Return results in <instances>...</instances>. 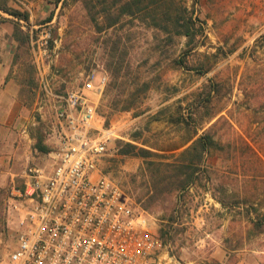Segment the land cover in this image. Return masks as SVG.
I'll list each match as a JSON object with an SVG mask.
<instances>
[{"label":"rangeland","instance_id":"1","mask_svg":"<svg viewBox=\"0 0 264 264\" xmlns=\"http://www.w3.org/2000/svg\"><path fill=\"white\" fill-rule=\"evenodd\" d=\"M37 1L0 0V6L20 14L16 17L0 8V57L5 51L11 52L17 81L23 85L25 106L31 111L27 136L20 137L17 131L18 141L29 157L21 158L15 166L18 176L11 187H21L23 171L37 161L47 160V154L55 149L57 138L51 129L58 125L56 110L61 97L57 102V96L50 99L47 95L65 96L67 91L81 87L87 77H95L98 84L105 76L102 93L89 94L97 114L106 126L116 129L117 136L102 153L99 174L122 185L142 206L148 205L153 228L159 234L161 227L167 229L162 238L172 258L165 264H264V232L249 233L246 218V209L254 217L264 214V169L259 168V177L248 183V188L255 187L256 195L250 198L254 206L245 208L240 204L244 208L233 209L232 205L242 183L244 187L245 176L254 171L256 163L250 156L235 160L230 155L221 160L215 153L210 190L203 188V180L201 187L194 185L170 195L155 191L149 160L121 153L127 143L153 151L151 146L164 143L170 137L167 134L171 126L163 115L158 116V111L175 107L180 99L185 104L191 93L211 79L224 85L229 104L243 97L238 86L249 81L251 72L264 67V59L256 64L239 57L245 49L250 53L264 33V0H160L163 6L158 17L166 9L175 20L178 6L182 9L180 15L194 19L195 36L190 44L184 35L174 34L169 40L165 32L139 21L128 22L127 16L121 21L123 28L116 25L99 32L85 6L89 0ZM97 19L98 26L107 25L103 14ZM173 19H169L171 26ZM44 31H50L51 36L39 67L33 62L32 51L38 52ZM27 34L29 41L23 45ZM115 41H119L118 46ZM257 50V55L264 58V47ZM44 63L50 66L42 79ZM207 68L210 70L205 72ZM263 75L262 80L256 75L259 83L264 82ZM44 98L46 101L41 103ZM243 118L240 126L220 131L223 139L234 131L243 133L248 129V119ZM258 148L264 158V144ZM213 193L217 197L225 193L230 206L223 207ZM8 203L5 213L0 210V264H9L8 256L17 237V222L9 217Z\"/></svg>","mask_w":264,"mask_h":264},{"label":"built area","instance_id":"2","mask_svg":"<svg viewBox=\"0 0 264 264\" xmlns=\"http://www.w3.org/2000/svg\"><path fill=\"white\" fill-rule=\"evenodd\" d=\"M50 31L41 34L46 53ZM106 77H87L56 110L59 142L44 165L13 186L9 217L17 222L9 264H165L171 255L151 214L122 185L100 175L107 144L117 136L97 114L90 92Z\"/></svg>","mask_w":264,"mask_h":264},{"label":"trees","instance_id":"3","mask_svg":"<svg viewBox=\"0 0 264 264\" xmlns=\"http://www.w3.org/2000/svg\"><path fill=\"white\" fill-rule=\"evenodd\" d=\"M159 1L89 0L88 3H85V6L90 16H93L92 20L99 32L116 25H120V28H123L124 24L121 21L123 17L127 16L130 18L128 22L139 21L148 27L165 32L169 40L173 38L174 34H177L186 36L188 38L187 44L193 42L194 29L196 28L194 19L180 15L182 9L178 6L175 7V20L166 9L161 10L160 12L162 13L158 17V11L163 6L158 3ZM0 8L16 17H20L17 11L4 6H0ZM100 14H103L107 20V25L98 26L97 17ZM169 19L174 21L172 26L169 24ZM19 31L22 32L21 30ZM29 38L30 36L27 34L22 39V44L27 43ZM119 41L114 42L115 46L119 45ZM263 47L264 33L256 39L250 53L245 49L239 57L241 59H250L252 62L259 64V60L264 58H260L257 55V49ZM194 69L197 71L201 70L200 68ZM208 70L210 68L204 71L207 72ZM255 71L247 76L249 81L245 85L241 83L238 86L243 97L233 101V104H229L231 99L226 97L223 90L224 85L211 79L201 88L191 93L187 97L185 104H183L184 100L180 99L175 103V107L171 108L169 106L159 110L158 116L163 115L171 126L167 134L170 137L161 145L151 146L155 149L154 151L140 148L133 143H127L123 146L121 153L126 156L136 155L149 160L147 165L155 191L157 193L167 192L170 195L179 191L190 190L194 185L199 184L201 187L203 180L205 181L203 188L210 190L209 184L212 182L211 159L215 153L221 160L228 159L230 155L235 160L250 156L251 160L256 163L254 171L251 175L245 176L244 187L242 183V187L239 193H236L235 201H233L232 205L233 209L248 208L249 205L254 206L250 198L256 195L255 187L253 184V188H248V183L259 177L257 174L259 168L264 169V158L258 148V145L264 144V82L259 83L257 81L259 76L262 80L261 75L264 73V67H259ZM243 117L248 119V129L243 133L233 130L235 133L228 135L227 139H223L224 136L220 135V131L224 128L225 130L234 129L235 124L240 126V119H244ZM160 119L161 117L158 118V120ZM224 194L217 197L213 193L216 200L223 207L230 206ZM240 204H244V207H240L242 206ZM143 207L149 210L148 205H143ZM246 211L247 222L250 224L248 232L263 233L264 221L262 218H264V214H257V217H254L249 212V209H246ZM173 220L172 218L171 221ZM166 230L163 227L160 228L162 237L166 235Z\"/></svg>","mask_w":264,"mask_h":264},{"label":"crops","instance_id":"4","mask_svg":"<svg viewBox=\"0 0 264 264\" xmlns=\"http://www.w3.org/2000/svg\"><path fill=\"white\" fill-rule=\"evenodd\" d=\"M44 0H38L37 2H42ZM47 24V23H45ZM11 52L5 51L3 57H0V210L2 209L3 213L6 212L7 201L11 196L12 187L11 185L15 181V177L18 176L15 173L14 168L21 158H27V151L21 147L18 138L17 131L20 133V137H26L29 131L27 127L31 117V111L25 106V95L22 93L23 85L19 84L17 81V70L13 65L12 54ZM34 55V61L38 62L40 67V62L43 61L42 53L32 51ZM40 60V61H39ZM50 64H43V78L47 76ZM44 88L47 89L45 83L43 84ZM48 98L52 99L57 96L58 98L62 97L61 95L48 94ZM40 96L36 98V104L38 103ZM41 103L46 101V99H41ZM27 125V127H26ZM60 127L55 125L52 127V135L57 138L56 145L59 142L58 130ZM23 131V132H22ZM33 138H31L32 140ZM46 143V142H45ZM55 145V147H56ZM37 161L36 164L32 166H41L44 165V161ZM29 167V166H28ZM27 167V168H28ZM25 171H23L21 176H24ZM10 185V186H9ZM11 187V191L7 188ZM10 194V195H9Z\"/></svg>","mask_w":264,"mask_h":264}]
</instances>
